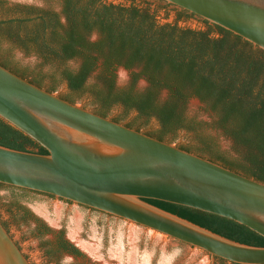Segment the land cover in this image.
Wrapping results in <instances>:
<instances>
[{
	"label": "trees",
	"instance_id": "trees-1",
	"mask_svg": "<svg viewBox=\"0 0 264 264\" xmlns=\"http://www.w3.org/2000/svg\"><path fill=\"white\" fill-rule=\"evenodd\" d=\"M59 2L60 12L0 0V65L50 92H56L60 79L64 80L71 93L60 95L62 98L78 103L75 94L87 93L90 101L82 105L95 113L264 182L262 49L206 20L204 29L160 22L156 10L145 5L103 0ZM180 14L194 15L183 9ZM14 49L34 54L56 68L49 74L29 71L14 59ZM74 59L80 61L76 69L64 67ZM119 67L130 71V83L124 88L116 86ZM95 71V82L89 83ZM139 79L147 82L142 90L135 88ZM163 91L166 97L161 99ZM191 98L199 99L213 113V125L231 140L235 156L220 151L214 140L200 130L201 123L186 116ZM118 105L136 111L138 117L155 118L158 126L147 127L137 118L126 121L123 114L112 116V108ZM181 129L192 132V139L177 141L174 133ZM0 145L48 153L1 117ZM1 189L22 195H47L0 183ZM1 199L0 196V207L8 206L12 219L18 215L24 221L32 218L33 238L52 232L26 206L2 203ZM144 201L228 239L264 246L263 236L234 220L184 205L155 199ZM0 220L13 238L9 223L1 217ZM14 241L21 249L19 242ZM172 242L189 246L177 240ZM49 243L43 241L39 247ZM54 247L75 257L84 256L62 230L56 233ZM46 252L50 255L49 250ZM214 264L236 263L216 257Z\"/></svg>",
	"mask_w": 264,
	"mask_h": 264
},
{
	"label": "water",
	"instance_id": "water-1",
	"mask_svg": "<svg viewBox=\"0 0 264 264\" xmlns=\"http://www.w3.org/2000/svg\"><path fill=\"white\" fill-rule=\"evenodd\" d=\"M264 51V0H163ZM0 117L48 153L0 145V183L115 216L229 263L264 264L240 243L144 201L234 220L264 237V182L104 117L0 65ZM0 264H31L0 220Z\"/></svg>",
	"mask_w": 264,
	"mask_h": 264
},
{
	"label": "rangeland",
	"instance_id": "rangeland-1",
	"mask_svg": "<svg viewBox=\"0 0 264 264\" xmlns=\"http://www.w3.org/2000/svg\"><path fill=\"white\" fill-rule=\"evenodd\" d=\"M10 3H22L40 7H49L61 11L59 0H7ZM125 5H145L157 12L160 22H176L180 26L189 28H205L203 19L196 15L186 16L180 14V9L163 0H103ZM97 38L96 34L92 35ZM13 57L19 64L29 71L35 69L43 74H49L55 70L56 65L44 63L34 54H25L19 49L13 50ZM79 60L74 59L67 62L64 67L76 69ZM62 68V67H61ZM97 71L93 72L88 82H95ZM130 83V71L119 67L116 71V86L124 88ZM147 86L144 79L136 82L135 88L142 90ZM59 95L71 93L66 81L58 83L56 91ZM80 104L90 101L89 94L77 93ZM166 97V91L160 94V98ZM112 116L123 114L126 121L137 118L139 122L147 127H157L155 118L138 117L134 110H125L121 106H114L111 110ZM186 116L201 123L200 130L212 138L220 151L230 156H235L232 142L220 129L213 125L214 115L197 98H191L186 107ZM192 132L185 129L177 130L174 135L177 141L192 139ZM2 203L15 202L26 206L29 211L40 218L51 233L32 237V229L35 222L31 219L24 221L19 215L12 219L8 206L0 207V217L10 225V233L20 244L22 252L27 256L31 264H210L209 257L203 251L190 246L182 247L172 242L171 238L154 233L147 228L129 223L115 216L93 210L89 207L79 205L64 199L50 197L43 194L12 193L1 189ZM62 230L67 240L73 243L83 253V257L59 252L54 247L56 233ZM43 241H50L40 248ZM50 251V255L46 251Z\"/></svg>",
	"mask_w": 264,
	"mask_h": 264
}]
</instances>
